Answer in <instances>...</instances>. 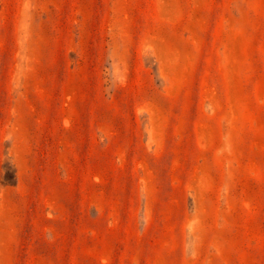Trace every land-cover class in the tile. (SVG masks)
Listing matches in <instances>:
<instances>
[{"label": "rangeland", "instance_id": "1", "mask_svg": "<svg viewBox=\"0 0 264 264\" xmlns=\"http://www.w3.org/2000/svg\"><path fill=\"white\" fill-rule=\"evenodd\" d=\"M0 264H264V0H0Z\"/></svg>", "mask_w": 264, "mask_h": 264}]
</instances>
